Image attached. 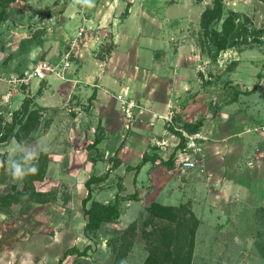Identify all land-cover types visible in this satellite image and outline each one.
I'll use <instances>...</instances> for the list:
<instances>
[{"label": "rangeland", "instance_id": "rangeland-1", "mask_svg": "<svg viewBox=\"0 0 264 264\" xmlns=\"http://www.w3.org/2000/svg\"><path fill=\"white\" fill-rule=\"evenodd\" d=\"M122 1L123 7H190L191 15H195L199 7H212L214 3V0ZM117 4V0H93L91 7H116ZM223 5L224 18L228 11L234 10L240 13L242 20L248 18L250 31L264 30V0H224ZM78 7L85 9L89 6L78 4L76 0H0L1 77L17 76L34 66H12L11 58H7L32 40L38 43L44 39L53 41L58 37L65 51L70 43L65 40L66 35L71 30L76 31L79 25L78 18L67 15L66 11ZM77 9L75 13L81 15L83 11ZM131 26L129 29L133 28ZM213 27L221 29V23ZM99 31L92 33V37L96 39L104 35L106 39L91 50V55L103 60L111 56L115 46L110 33ZM187 32L190 35L185 37L187 43L192 44L207 61L205 66L209 82L205 85L210 86V89L206 97L211 96L213 102L211 107L204 108V119L208 121L224 114L227 117L234 116L238 126L243 124L248 128L263 129L264 31L262 35L254 36L256 38L240 41L236 47L221 52L213 46L201 28L200 21L195 18ZM87 41L86 38L85 44ZM202 41L205 42L203 48L200 46ZM51 52H54V48ZM63 52L53 53L54 63L60 61ZM50 80H54L51 84L53 87L56 78ZM256 85L259 86L254 92H247ZM5 86L7 84L0 81V91H7ZM68 89L70 87L64 84L52 90L46 99L60 98L58 101H47V107L40 106L36 101L40 96L38 94L34 99L26 98L31 99L29 109L37 112L38 119L32 131L24 132L22 138L29 146L43 144L48 148L47 152L40 154L38 161V170H41L46 160L44 155H47L48 171L40 181L32 180L31 175L18 181L12 178L6 163L0 167V197L8 193H22L10 203L0 200V264H58L67 250L73 247L85 250L88 246L91 248L86 256L69 255L63 264H144L149 254L145 233L169 227L176 230L172 247L187 249V243L182 241V233L188 228L166 220H149L148 209L153 201L177 208L184 206L187 209L182 214L188 215V210L200 221L193 264H264V151L254 163L260 169L259 176L255 178L243 171L247 162L254 157L252 151L241 160L237 155L234 158L225 155L223 162L239 173L231 172L232 177L226 175L220 182L212 175H207L205 170L202 171L204 176L197 177L182 174L177 169H168V172L172 171L171 174L180 177L188 185L184 190L187 194L185 197L175 188L172 191L176 180L168 176L161 177L158 173L155 174L154 187L150 180L142 186L141 193H145L147 198L142 196L132 199V194L127 195L126 188H123V178L118 176L95 184L92 186L93 200L100 203L114 201L118 193H111L113 186L116 191L121 188L122 214L115 222L104 223L96 232H85L82 207V200L87 196L85 183L100 173L107 175V165L102 170L88 169L91 166L89 162H97L105 156L98 148L102 131L96 124L89 122L90 117L89 121H79V128L76 129L74 117L63 106ZM76 91L81 114L91 116L94 105L91 92L88 89L84 91L80 85ZM2 95L6 97V94ZM16 111L7 107L1 110L0 123L3 127L10 125ZM262 131L244 132V137L249 138V143H264ZM12 140L0 144V159L7 161L9 157L15 156ZM234 146L240 149L241 143L237 142ZM107 160L109 163L116 162V156L103 159L104 162ZM136 160L133 154L130 162ZM145 176L147 174L144 180L147 178ZM131 185L133 182L128 181L129 190ZM225 185L230 186L228 188ZM141 193L137 192L138 195ZM90 205L91 202L88 203Z\"/></svg>", "mask_w": 264, "mask_h": 264}, {"label": "crops", "instance_id": "crops-1", "mask_svg": "<svg viewBox=\"0 0 264 264\" xmlns=\"http://www.w3.org/2000/svg\"><path fill=\"white\" fill-rule=\"evenodd\" d=\"M121 1L117 0L116 7L76 8L77 11H83L81 15L75 13L76 9L66 11L67 15L70 14V16L78 18L76 20L79 25H77L76 31L75 29L71 30L72 32L70 31L66 35L65 40L69 42L76 36L79 27L83 25L82 18L85 17L86 24L97 29V32L100 29V33H110L115 46L110 57L103 60L92 57L91 50L104 42L106 37L101 35L95 39L92 37V32L89 31L86 35L87 44L78 51L72 69L67 73V80L56 78L57 82L53 87L51 84L54 83V80H50L52 77L42 81L34 80L29 85L19 87L7 85L5 86L7 91H0V112L4 111L5 107L12 111L18 110L24 99L35 98L41 85L45 86L38 94L40 96L36 101L40 106L47 107V101H58L60 98L46 99L52 90H55L59 85L69 86L70 89H68L66 102L63 103V106L69 104V107L73 109L70 114L74 117L76 129L79 128L77 124L79 121L84 119L89 121L90 117L89 122L96 124L95 126L100 127L102 131V140L98 148L101 153L105 154L102 156L103 159H107L108 156H116V162L112 163H109L108 160L104 162L103 159L89 162L91 166L88 169L102 170L106 164L107 175L103 182L110 181L116 176L123 178V188H126L127 195L141 193L142 186L149 180L154 187L156 173L161 174V177L168 176L171 180H176L172 191L175 188L183 197L187 195L184 190L188 185H185L186 183L180 177L171 174L172 171L168 172V169H176L174 163L165 164L173 155L172 152L177 141L175 133L171 130L173 126H168L158 118L165 114L171 115L176 126L201 122L200 129L206 130L210 137L205 146L203 166L185 173L180 171L182 174L204 176L202 171L205 170L207 175H212L220 182L225 178L224 176H231V172L239 173L223 162L225 155L230 158L237 155L241 160L244 155L247 156L252 151L254 157L247 162L248 165L243 171H247L252 178L258 177L260 169L254 163L263 153L264 143L247 142L249 138L244 137V132L249 134L263 131H256L243 124L238 126L234 116L227 117L222 114L212 120L204 119V108L211 107V102H213L211 96L206 97V93L210 89V86L205 85L209 82V74L205 66L207 61L192 44L187 43L188 40L185 37L190 36L187 30L191 27L193 18L199 22L206 7H199L197 13L191 15L190 7H135L136 5L123 7L124 2ZM130 26L133 28L129 29ZM57 38L54 39L55 41L44 39L38 43L32 40L21 49L17 48L18 51H13L14 53L7 57L12 59H10V65L31 66L43 59L55 62L54 58L52 59L53 53L64 51L62 40ZM67 41L65 42L67 43ZM53 48L54 52L52 53ZM78 85L84 91L88 89V92L92 94L94 105L91 116L87 117L81 114V107L77 105L76 89ZM8 87H10V91ZM123 90H129L138 103L146 109L140 115V119L131 126L127 125L115 98V94ZM2 94H6V97H2ZM162 140L169 141V145L165 149L156 145V141ZM237 142L241 143L240 149H236L234 146ZM242 145L246 146L245 149ZM146 153L150 156L158 155L160 159L157 162H147L136 173L134 167L142 161ZM133 154L136 156V162H130ZM160 160L162 162H159ZM250 163L253 164L252 167H250ZM145 174H147L145 176L147 178L144 180ZM96 176L103 175L100 173ZM128 181L133 182L131 190L127 186ZM194 184H191V187ZM225 186L229 188L230 185ZM111 193L123 196L121 190L116 191L114 186ZM142 196H145V193L137 194L138 198ZM145 197L147 198V196ZM108 202L110 201L105 203Z\"/></svg>", "mask_w": 264, "mask_h": 264}, {"label": "trees", "instance_id": "trees-1", "mask_svg": "<svg viewBox=\"0 0 264 264\" xmlns=\"http://www.w3.org/2000/svg\"><path fill=\"white\" fill-rule=\"evenodd\" d=\"M66 0H56V2H64ZM223 2L224 0H214L212 7H207L201 15L200 26L204 30L205 35L210 38V42L213 44L216 49L221 52L225 51L228 48L236 47L240 41L247 42L249 38H252L256 35H262L263 29L250 31L248 27V18L244 17V20L241 19L240 13L234 10L228 11L227 16L224 18L223 14ZM221 23V29L214 28V24ZM256 38V37H254ZM205 42H201L200 46L203 48ZM45 85H41L38 91V94L41 93L42 88ZM259 85H256L248 93L254 92ZM31 99L28 98L24 101L21 108L13 113V119L8 127H3L0 123V144L8 142L10 139H15L18 142H24L22 134L27 131H32L37 124L38 114L36 111H31L29 109V103ZM202 123L198 124H189L186 123L182 127L188 131L199 130ZM173 132L176 131L171 128ZM45 163L41 170L34 175H31V179L34 181H40L44 178L47 170V155H44ZM158 155L150 156L149 154H144L142 161L134 167L136 173H138L144 164L149 161L157 162L159 160ZM159 162H162L161 160ZM174 163V154L165 164ZM106 179V175L103 176H92L86 183L85 187L87 189V196L82 200L83 213L85 216V232H96L98 231L104 223H112L118 220L121 216L120 209V199L121 195L117 194L114 201L108 203H100L93 200V191L92 186L95 184H100ZM121 190V188H120ZM22 193H8L7 195L0 197L2 202L10 203L16 200ZM132 199L137 198V194L134 193L131 195ZM91 202V205L88 206V203ZM187 208L181 206L179 208L174 206H166L160 203L153 202L148 209L150 214L149 220L155 222V220H166L170 223H175L178 226L187 230H183L182 241L187 243V249L184 247L173 248V240L175 237L176 230L172 227L163 228V229H153L147 231L145 234L147 238V245L149 254L145 260L144 264H193V254H194V245L197 230L200 226V221L196 218L195 214L188 211V215L182 214ZM187 225L189 227H187ZM132 225V227H134ZM91 247L88 246L85 250H80L77 247H73L67 250L64 256L59 260L58 264H63L64 260L69 255H80L86 256L88 250Z\"/></svg>", "mask_w": 264, "mask_h": 264}, {"label": "built area", "instance_id": "built-area-1", "mask_svg": "<svg viewBox=\"0 0 264 264\" xmlns=\"http://www.w3.org/2000/svg\"><path fill=\"white\" fill-rule=\"evenodd\" d=\"M82 21L83 25L79 27L76 36L70 40L69 46L61 55L59 62L54 63L48 60H39L33 67L20 75L3 78L0 75V81L6 83L10 87H19L28 85L34 80L42 81L50 77L67 80V73L72 69L78 51L85 46L87 33L89 31L92 33L97 32V29H93L86 24L85 17L82 18ZM115 98L120 105V110L128 126L137 122L142 112L146 110L138 103L137 99L129 90H123L115 94ZM64 108L69 113L73 111V109L69 107V104H66ZM158 118L162 119L168 126H173V129L176 131L175 136L177 141L172 152L174 154L175 168L185 173L188 170L203 166L205 162V146L210 140L208 132L203 129L188 131L182 126H176L170 114L160 115ZM255 130L260 131V129ZM261 130H264V128ZM156 145L165 149L169 145V141H156Z\"/></svg>", "mask_w": 264, "mask_h": 264}, {"label": "clouds", "instance_id": "clouds-1", "mask_svg": "<svg viewBox=\"0 0 264 264\" xmlns=\"http://www.w3.org/2000/svg\"><path fill=\"white\" fill-rule=\"evenodd\" d=\"M76 3L86 6H93V0H76ZM13 152L15 156L9 157L7 161L0 159V167L6 163L10 175L14 180H23L29 175L38 172L39 156L42 152H47L48 148L41 144L39 146H29L24 142L12 140Z\"/></svg>", "mask_w": 264, "mask_h": 264}]
</instances>
